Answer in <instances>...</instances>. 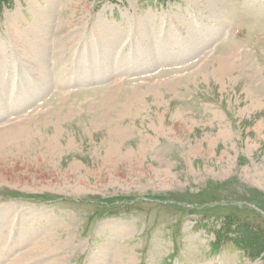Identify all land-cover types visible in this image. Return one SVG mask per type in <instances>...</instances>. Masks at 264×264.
Wrapping results in <instances>:
<instances>
[{
  "label": "rangeland",
  "instance_id": "rangeland-1",
  "mask_svg": "<svg viewBox=\"0 0 264 264\" xmlns=\"http://www.w3.org/2000/svg\"><path fill=\"white\" fill-rule=\"evenodd\" d=\"M10 2L0 264H262L264 0Z\"/></svg>",
  "mask_w": 264,
  "mask_h": 264
},
{
  "label": "trees",
  "instance_id": "trees-1",
  "mask_svg": "<svg viewBox=\"0 0 264 264\" xmlns=\"http://www.w3.org/2000/svg\"><path fill=\"white\" fill-rule=\"evenodd\" d=\"M8 4L9 6H12V3L10 0H0V7L6 6ZM2 9H0L1 12ZM228 225V224H227ZM216 243L217 244H224L226 242L221 240V237H216ZM243 243L240 244V250L243 252L244 255L247 257L253 258H261L264 264V246L261 245H252L250 243V240H244ZM234 247H238L237 245H234ZM262 255V256H261ZM253 256V257H252Z\"/></svg>",
  "mask_w": 264,
  "mask_h": 264
},
{
  "label": "bare ground",
  "instance_id": "bare-ground-1",
  "mask_svg": "<svg viewBox=\"0 0 264 264\" xmlns=\"http://www.w3.org/2000/svg\"><path fill=\"white\" fill-rule=\"evenodd\" d=\"M222 72H223V71H222ZM44 76H45V74H44ZM47 80H48V79H47ZM24 95L27 96L26 94H24ZM180 130H181V129H180ZM11 140H12V139H11ZM12 141H13V140H12ZM13 142H14V141H13ZM27 142H29V141H27ZM30 144H31V143H30ZM45 145L48 146V147H51L48 143H47V144L45 143ZM20 152H21V151H20ZM47 152H48V151H47ZM45 239H46V238H45ZM46 241H47V240H46ZM50 241H52V240L50 239L48 242H50ZM5 242L8 243V241H7L6 239H5ZM53 243H54V242H53ZM43 244H44V243H43ZM43 244H42V245H43ZM44 246H45V245H44ZM44 246H43V247H44ZM43 247H41V248L38 249V251H37L38 253H37V254H36V253H32V254L29 253V254H26V255H29V256H30V257H29L28 259H26V260L29 261V260L37 259V256L40 255L39 252H41L42 249H44ZM45 247H46V246H45ZM44 251H45V250H44ZM1 254H2V253H1ZM24 256H25V255H24ZM32 256H33V257H32ZM19 258H20V257H19ZM21 258H23V257H21ZM39 258H40V257H38V259H39ZM18 261H19V260H18ZM18 261H17V264H18ZM28 261H24V260L22 261V260H20V262H22V263H25V262H28ZM19 264H20V263H19ZM32 264H34V263H32Z\"/></svg>",
  "mask_w": 264,
  "mask_h": 264
}]
</instances>
